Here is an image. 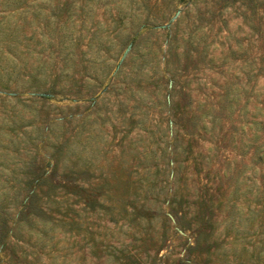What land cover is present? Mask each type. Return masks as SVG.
I'll return each instance as SVG.
<instances>
[{
  "label": "rangeland",
  "instance_id": "1",
  "mask_svg": "<svg viewBox=\"0 0 264 264\" xmlns=\"http://www.w3.org/2000/svg\"><path fill=\"white\" fill-rule=\"evenodd\" d=\"M263 75L264 0H0V264H264Z\"/></svg>",
  "mask_w": 264,
  "mask_h": 264
},
{
  "label": "trees",
  "instance_id": "2",
  "mask_svg": "<svg viewBox=\"0 0 264 264\" xmlns=\"http://www.w3.org/2000/svg\"><path fill=\"white\" fill-rule=\"evenodd\" d=\"M19 1V0H18ZM70 2V1H69ZM74 4V1H72V2H70L69 4H68V6L69 7H71L72 5ZM83 11H84V9H82ZM53 16H55V14H53ZM257 75V74H256ZM255 74H254V76H256ZM263 77H264V75H263ZM251 78V74H249V72L246 74V82H245V84H247V82H248V80ZM232 85V84H231ZM231 85H230V87H231ZM243 91H247L246 89H244ZM225 97H224V109H228V110H231V105H232V102H237V99H238V95L236 94V89H235V87L234 88H231V89H227V90H225ZM251 95V94H250ZM250 95L248 94V96H247V98H249L250 97ZM41 96H42V98H47V97H49L48 96V94H41ZM263 102H261V104H263L262 105V107H258V109L260 110L261 109V111L263 110V113L262 114H260V116L262 117V119H260V120H253L252 122H251V124H254V125H256L257 127H255L254 128V132H253V134H254V136H255V138L254 139H256V137L258 136L256 133L258 132V130L259 129H261V131L262 132H264V93H263V100H262ZM250 129H251V127H250ZM248 147H249V145H248ZM245 151V150H244ZM253 153L254 154H256V156H257V161H259V162H264V141H262V142H260V143H258V144H256L255 146H253ZM264 165V164H263Z\"/></svg>",
  "mask_w": 264,
  "mask_h": 264
}]
</instances>
